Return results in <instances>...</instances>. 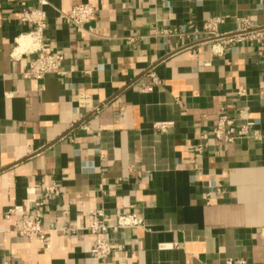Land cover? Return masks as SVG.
<instances>
[{"label": "crops", "instance_id": "obj_1", "mask_svg": "<svg viewBox=\"0 0 264 264\" xmlns=\"http://www.w3.org/2000/svg\"><path fill=\"white\" fill-rule=\"evenodd\" d=\"M18 1L0 0V264H97L92 235L62 231L95 210L144 223L111 235L102 264H264V41L213 52L180 34L217 16L220 34L240 19L263 26L264 0H46L42 45L63 60L40 81L23 77L39 44ZM81 3L95 7L98 35L61 18ZM237 105L262 137L220 145L211 129ZM52 180L60 194L40 207ZM34 214L43 242L15 230Z\"/></svg>", "mask_w": 264, "mask_h": 264}, {"label": "built area", "instance_id": "obj_2", "mask_svg": "<svg viewBox=\"0 0 264 264\" xmlns=\"http://www.w3.org/2000/svg\"><path fill=\"white\" fill-rule=\"evenodd\" d=\"M37 7L27 9L24 0L18 1L20 9L19 19L23 23L35 26V30L30 33L32 39L39 45L34 51V59L29 65L27 72L23 75L24 79L42 80L48 75L60 74V67L63 57L47 47L42 45V33L45 30V17L42 8L47 4L46 0H36ZM61 18L66 24L72 26L78 33L87 32L91 35H98V31L91 28V23L97 19V11L94 6L88 3H81L73 6L69 11L61 15ZM225 16H217L211 18L200 29L193 27L191 23L183 26L180 34H190V36L199 37L200 41L209 45L211 51L214 52L216 46L229 47L236 43L264 41V25L252 26L247 20L240 19L237 29L234 33L220 34L218 27L225 22ZM264 96V93H261ZM247 96L246 91H238L233 96L236 103L241 98ZM79 104L85 105L84 96L79 99ZM87 105V104H86ZM95 112L97 108H89ZM227 107L223 106L220 109V114L215 126L211 129L210 134L214 139L221 144H232L241 139L259 140L262 135L255 128L257 123L252 117V112L247 106L235 107V113L230 114ZM166 124H156L155 130H163ZM208 134L205 133L202 137L203 143L198 144L197 153L202 155L205 151V142ZM60 194L59 183L55 180L51 181L44 188L39 206H43L49 198L58 197ZM18 209L9 210L10 213L18 212ZM91 223L83 229H63L64 233L83 234L89 233L93 236V241L90 249V256L97 264L110 259L113 250L111 235H116L122 238L125 231L144 227L143 220L135 213L121 212L115 216L113 222L105 219L102 211L95 210L90 212ZM16 232L21 234H35L39 241L46 240V231L41 226V218L38 214H34L31 218L20 220L15 226ZM52 230V227L49 229ZM226 264H242V262L228 261Z\"/></svg>", "mask_w": 264, "mask_h": 264}]
</instances>
